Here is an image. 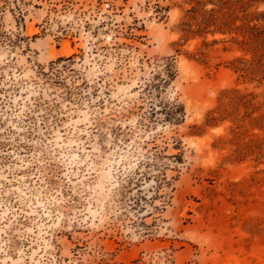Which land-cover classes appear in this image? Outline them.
I'll return each mask as SVG.
<instances>
[{"label":"rangeland","instance_id":"1","mask_svg":"<svg viewBox=\"0 0 264 264\" xmlns=\"http://www.w3.org/2000/svg\"><path fill=\"white\" fill-rule=\"evenodd\" d=\"M197 1L0 0V264H264V73Z\"/></svg>","mask_w":264,"mask_h":264},{"label":"trees","instance_id":"2","mask_svg":"<svg viewBox=\"0 0 264 264\" xmlns=\"http://www.w3.org/2000/svg\"><path fill=\"white\" fill-rule=\"evenodd\" d=\"M253 3L264 5V0H216L217 9L205 12L201 22H198L197 15L202 14L198 9L202 2L197 1V7L189 14V21L196 22L199 32L214 28L212 33H237L242 35L244 40L241 45L249 48L254 54L252 60L243 62L237 61L235 70L241 72L243 77H256L264 73V11L249 13ZM257 22L258 24H254ZM187 23L185 30L187 35L194 33ZM237 41V40H236Z\"/></svg>","mask_w":264,"mask_h":264}]
</instances>
